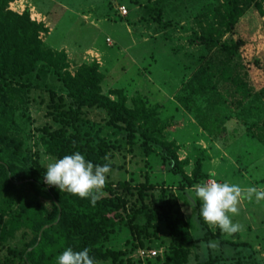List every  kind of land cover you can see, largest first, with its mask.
I'll return each instance as SVG.
<instances>
[{
	"label": "trees",
	"instance_id": "16d2710c",
	"mask_svg": "<svg viewBox=\"0 0 264 264\" xmlns=\"http://www.w3.org/2000/svg\"><path fill=\"white\" fill-rule=\"evenodd\" d=\"M14 1L0 0V264H56L68 247L89 248L98 264H260L238 254L239 247L249 245L227 241L221 243L232 246L237 256L199 262L195 251L200 242L221 235L200 222L204 234L194 238L178 195L163 183L107 180L95 206L45 183L40 146L54 159L80 152L93 164L110 162L114 170L111 160L119 144L110 138L119 135L131 145L139 142L146 156L158 155L159 167L175 178L180 193L211 176L203 172L200 157L191 168L188 159H178V148L163 136L157 105L149 106L140 95L129 99L122 90L103 93L104 76L95 62L71 75L66 54L41 40L48 33L44 24L32 21L26 10H8ZM170 1L147 0L145 5L156 15L152 21L165 29L178 25L164 20L167 12L158 7L172 9ZM187 1L198 12L192 42L214 55L199 57L204 63L187 82L189 95L180 99L181 105L214 137L225 128L218 117L209 121L211 112L236 124L242 119L246 136L264 148V81L259 89L250 83L258 64L245 61L249 38L237 36L235 29L255 0ZM43 104L45 121L38 124L33 113ZM45 202L51 206L44 207ZM195 205L202 219L199 202ZM139 250L162 252L141 259Z\"/></svg>",
	"mask_w": 264,
	"mask_h": 264
},
{
	"label": "rangeland",
	"instance_id": "374dc122",
	"mask_svg": "<svg viewBox=\"0 0 264 264\" xmlns=\"http://www.w3.org/2000/svg\"><path fill=\"white\" fill-rule=\"evenodd\" d=\"M158 1L151 0V3ZM147 3V0H15L8 10L18 14L26 10L32 21L44 24L48 33L41 35V40L52 50L66 54L71 75L80 65L95 62L104 76L103 93L122 90L129 99L140 95L149 106L157 105L158 117L165 127V140L178 148L179 160H189V168L200 157L203 172L210 175V179L241 186L264 185V148L246 136L242 119L236 124L211 112L209 121L218 117L225 128L214 137L201 127L195 113L185 110L180 103L181 98L189 95L187 82L204 63L199 57L208 59L214 55L192 42V32H198L194 22L198 12L193 9L194 5L187 0H171L170 9L158 3V7L167 12L164 20L178 24L165 29L152 21L156 15L146 12ZM120 7L126 9V16L119 13ZM235 29L237 36L244 33L249 38L244 50L245 61L257 62L256 69L250 73V83L259 89L264 81V0L252 3ZM226 37L227 34L222 41ZM44 99L47 100L46 95ZM196 103L205 109L199 99ZM44 106L33 113L38 124L45 121ZM93 120L99 122L98 117L93 116ZM110 139L117 140L119 146L111 160L117 169L108 174L107 180L134 179L144 183L148 179L153 185L163 183L172 187L192 236L201 238L204 230L200 222L203 220L198 218L195 205L198 201L201 207V201L194 193L191 190L180 193L175 178L167 174V169L159 167L161 158L155 154L146 156L139 142L131 145L122 135ZM47 156L40 146V160L44 166ZM239 208L240 214L233 216V222L242 224L243 230L230 237L205 224L209 231L218 230L221 236L216 240L217 250L203 247L212 240L200 242L195 251L199 262L211 257L230 259L240 254L264 264V201H244ZM221 241L249 247H239L235 254L232 246Z\"/></svg>",
	"mask_w": 264,
	"mask_h": 264
},
{
	"label": "clouds",
	"instance_id": "9594fccd",
	"mask_svg": "<svg viewBox=\"0 0 264 264\" xmlns=\"http://www.w3.org/2000/svg\"><path fill=\"white\" fill-rule=\"evenodd\" d=\"M104 159L108 161V157ZM47 161L44 181L48 186H54L61 192H68L80 199H88L95 204L105 195L103 189L107 184L108 174L112 171L111 163L93 164L80 152L65 155L59 159L50 156ZM215 177V173L212 174ZM191 191L196 199L201 201L199 215L204 224L218 228L226 237L243 230V225L233 222V216L240 214V204L244 201L256 203L264 201V185L241 186L228 181L218 182L215 178L201 181L192 186ZM51 206L45 202L44 207ZM203 247L218 249L217 241H209ZM56 264H98L90 255V249L85 247L75 251L66 248L56 257Z\"/></svg>",
	"mask_w": 264,
	"mask_h": 264
},
{
	"label": "built area",
	"instance_id": "2783aa9c",
	"mask_svg": "<svg viewBox=\"0 0 264 264\" xmlns=\"http://www.w3.org/2000/svg\"><path fill=\"white\" fill-rule=\"evenodd\" d=\"M119 13L122 15V16H126L127 14V11L124 7H120L119 8ZM161 250L159 251H155V250H139L137 252V256L141 259H144V258H152V257H156L157 255H160L161 254Z\"/></svg>",
	"mask_w": 264,
	"mask_h": 264
}]
</instances>
